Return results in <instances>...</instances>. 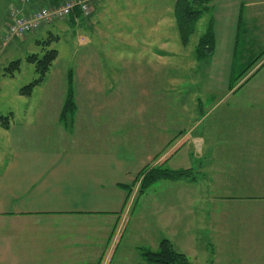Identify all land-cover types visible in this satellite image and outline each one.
Returning <instances> with one entry per match:
<instances>
[{"label": "crops", "instance_id": "obj_1", "mask_svg": "<svg viewBox=\"0 0 264 264\" xmlns=\"http://www.w3.org/2000/svg\"><path fill=\"white\" fill-rule=\"evenodd\" d=\"M60 1L0 0V28L7 27L9 7L12 5L29 15L42 5H58ZM247 1L245 5L253 10L245 19L247 24L250 21L248 36L252 34L255 16H261V20L264 18V0ZM103 2L101 0L100 4ZM142 3L137 1V9ZM97 8L91 14L93 24H89L90 16H84L86 26L97 25L101 16L96 15L97 11L100 13ZM133 13L144 14L140 19L137 17V21L153 18L150 10ZM73 17L70 18L72 22L82 24L81 16L76 14ZM240 22H243L242 18ZM156 27L153 23L154 30L150 28L148 34L141 32L138 37H156L152 32L157 31ZM0 30L1 36L3 31ZM90 32L92 36L97 34L93 29ZM25 36L21 38L28 39L29 36ZM141 43L143 41L139 45ZM137 49L125 48L128 53ZM87 65L86 68L91 69L87 80L91 83L99 78L97 69L107 70V80L113 76L110 72L112 68L115 74L120 73L118 78L124 81L125 73L121 71L138 66L137 62L110 65L108 62H91ZM101 75H104L103 71ZM110 81L114 83L113 79ZM108 91L115 90L111 88ZM66 95L67 87L63 94L48 91L45 99L51 103L43 106L45 108L11 111L9 127L0 123V264H149L143 248L157 251L160 241L166 238H161L158 245L156 241L154 248L150 247L149 242L155 236L158 224L136 223V239L126 237L130 228L127 222L143 172L161 163L157 153V110L126 112L106 104L97 108L77 106L73 120L65 123L61 100L65 101ZM230 96L234 100L238 97L237 93ZM247 97L244 99L246 104H236L235 108L243 115L239 113L229 121L232 135L236 133L234 137L231 135L230 140L209 145V127L204 113L198 117L197 126L188 129L187 134L181 133V138L176 141L192 136L197 127L203 126L207 130L196 131L198 140H203L197 158L198 177L181 180L185 185L183 189L192 192V197L190 193L186 197L192 199L169 202L185 209L193 206L196 214L198 224H180L182 228L177 230L178 221H183L179 216L177 224H171L177 230L173 233L175 237L168 238L177 250L184 252L180 248L185 246L193 248L191 250L196 258L201 256L194 260L193 255H187L192 264L196 261L200 264H264V218L258 216V212L264 213V210L247 208L250 215L244 218H252L255 224H234V218L231 224H212L211 221V215L224 211L222 206L213 205L216 198L264 196V193H258L261 190H257L264 186L261 184L264 183V95ZM100 100L108 99L102 97ZM136 115L147 118L144 125H140L144 130L140 128L138 134L137 122L127 120V117ZM143 132L144 140L141 136ZM57 133H61L62 137ZM165 141L170 143L169 147L175 144L173 139L166 138ZM223 147L229 151L215 152L213 156L212 150ZM190 158L196 159L193 154ZM189 168L194 169H183ZM220 174L228 181L227 184L213 189L204 187L205 182L219 181ZM199 180L204 183H197ZM164 185L167 187L169 183ZM154 186H157L156 183L151 189ZM151 189L149 194L155 190ZM211 191H215L214 196L208 194ZM207 203L211 209L208 213L202 207ZM175 240L183 241L179 245Z\"/></svg>", "mask_w": 264, "mask_h": 264}, {"label": "rangeland", "instance_id": "obj_2", "mask_svg": "<svg viewBox=\"0 0 264 264\" xmlns=\"http://www.w3.org/2000/svg\"><path fill=\"white\" fill-rule=\"evenodd\" d=\"M87 1L93 8L91 14L95 13L97 7L100 9V13L98 11L96 13L98 16L101 14L96 26H86L84 23V16H90L89 24H93V15L81 14V25L75 24L68 18L58 19L44 24L37 35L35 33L26 34L25 37L29 36L28 39L8 38L4 33L5 26L0 28L3 31L0 36V116H10L11 111L45 108L43 106L51 103L45 99L48 91L58 94L65 93L68 86L67 74L70 70L73 71V85L74 88L76 87L75 98H77L75 101L79 108H97L106 104L111 108L126 110V112L137 109L147 112L157 110V153L161 159V163L158 165L162 164L164 168L175 170L194 167V169L192 168L193 172H196V177H198L197 158H199L203 140L200 138L198 140L196 131L205 132L206 128L197 127L192 136L189 135L188 138L177 143L176 141L181 138V133H186L188 129H194L197 126L198 117L203 116L204 113L206 125L210 129H207L209 145L214 146V142L224 139H227L225 141L230 140L233 128L229 121L241 113V111L238 113L235 110L236 104L240 106L246 104L247 101L244 99H248V95H264V66H262L264 62V18L261 20V16H255L252 34L247 36L249 34L247 31H251V28L250 21L248 20L249 24H247L245 19L250 11H253L248 5H245L248 1L213 0L211 11L202 17L197 32L191 37L189 44L183 45L174 17L175 0H139L143 1L140 9H137L138 0H102L104 2L101 4V0ZM64 2L65 0H61L60 4ZM60 4L47 3L40 6L39 9ZM259 8H262V4H259ZM137 10H150L153 12V18L137 21V17L144 15H141L142 13L134 14L133 12ZM209 18L213 22L214 49L205 59L197 60L195 59V48L199 37L206 31ZM241 18L243 19V28L239 44L240 56L234 61ZM137 23L138 27H136ZM153 23L156 24L157 31H152L154 30ZM150 28H153L151 31L156 37L149 38L147 36L144 39L141 38L142 36L138 37L141 32L148 34ZM92 29L97 34L92 36L90 32ZM49 38H52V42L48 46L43 41ZM38 41L43 43L38 44ZM141 41L143 43L139 45ZM127 47L132 48V51L138 49L128 53L125 50ZM47 48L57 49L58 57L53 62L45 81L34 88L32 97L18 94L21 87L29 84L38 76L35 64L27 61L26 57L31 54L43 56ZM17 59L22 61L21 68L14 76H9L6 68ZM91 62H108L109 65L110 63L137 62L138 66L135 69L130 67V69L121 71L125 73L124 81L118 78L120 73L115 74L111 68L110 72L113 76L109 79L114 80L113 84L111 81L109 82V79L105 80L107 70L97 69L99 78L102 76L101 71L104 72L103 78H95L91 83L87 80L91 69L86 68L87 64ZM251 62L253 63L251 64ZM249 66L250 69L247 70L246 68ZM51 82H53L52 85ZM111 88L115 91L109 92L108 90ZM233 93L238 95L235 100L230 96ZM102 97L108 100H100ZM220 99L223 101L220 102ZM61 102L62 108H64L66 101L61 100ZM138 115L127 117V120L137 122L136 134L144 125V119H147L143 116L138 117ZM241 115L243 114L241 113ZM141 130L143 131L144 128ZM235 134L232 136L234 137ZM56 135L62 137L61 133ZM141 136L144 140L145 133H141ZM166 138L174 140V148L170 149L173 145L169 147L170 143L165 141ZM220 149L212 150L214 151L213 156L215 152L219 154L229 151L224 147ZM191 154L196 158L195 160L190 158ZM166 161L167 164H165ZM221 174L217 182L204 183L199 180L197 183H204L206 188H220L228 182ZM181 180L158 181L157 186L153 187L155 190L149 187L142 191L139 185L135 203L127 222L130 224L127 239H136L134 234L137 232L136 223L158 224L154 231L157 236L155 234L149 242L151 243L150 247L154 248V243L157 241L158 245L161 238H172L173 233L182 228L180 224H198L193 206L190 209L187 206L185 209L175 205V202L169 203L177 199L181 200V198L184 201H189L192 197L191 191L183 189L185 185ZM168 183L169 185L165 187L164 184ZM150 189L154 192L149 194ZM257 190H261L258 193H264V186H260ZM188 193H190V198L186 197ZM208 194L214 196L215 191ZM210 198L207 197V199ZM213 201H215L213 205L222 206L224 211H217L211 215L212 224H231L233 218L234 224H255L252 218H244L247 214L250 215L247 213V208L255 207L257 210H264V196L255 198L222 197ZM199 207L200 205L197 210ZM202 207L206 213L211 210L209 203ZM179 216L183 218V221L179 220L177 224ZM218 216H222V218L219 219ZM258 216L264 218V213L258 212ZM171 224H177V230ZM175 241L180 245V241L183 240ZM183 247L180 249L186 251L187 255H193L191 250L193 248ZM192 257L195 260L200 259L201 256L196 258L193 255Z\"/></svg>", "mask_w": 264, "mask_h": 264}, {"label": "trees", "instance_id": "obj_3", "mask_svg": "<svg viewBox=\"0 0 264 264\" xmlns=\"http://www.w3.org/2000/svg\"><path fill=\"white\" fill-rule=\"evenodd\" d=\"M212 2L213 0H175L174 17L176 20L177 29L179 31L180 40L183 45L189 44L191 37L197 32V27L200 20L205 14L211 11ZM76 14L78 16H81L82 18L83 13L81 9L77 6L73 9L72 13L67 18L70 19L73 16H76ZM242 28L243 22H240L239 34L236 40L235 61L240 56L238 46L240 44ZM212 30L213 22L212 19L209 18L206 31L199 37L198 44L196 45L195 59L203 60L206 58L207 55H210L212 53L214 49V34ZM17 37L20 36H13V39ZM43 42H45L49 46L52 42V38H49ZM43 42L38 41V44H41ZM57 57L58 50L55 48H47L43 56H39V54H31L26 57L27 61L35 64L38 76L32 82L19 89L20 95L31 96L33 94L34 88L45 81L47 74L49 73L53 62L56 60ZM253 62H251V64ZM21 63V59L12 61L6 68V71L8 72L6 73L9 76H14L16 72L20 70ZM262 66H264V62L262 63ZM246 69L249 70L250 66ZM67 78V97L62 112V118L64 119L65 123L68 122V120H73L74 111L77 108V104L75 101V88L73 85V71H68ZM10 119L11 114L10 116L1 115L0 123L3 126L9 127ZM163 166L164 165L162 164L158 166H153L151 168H147L143 172V176L140 181V187L142 191L146 190L147 188L151 187V185L161 180L178 181L181 179L188 178H190L191 180L196 179V172H193L192 168L174 170L171 168H164ZM143 254L149 264H192L187 254L177 250L171 240L168 238H163L160 241L159 249L157 251H153L149 248H143Z\"/></svg>", "mask_w": 264, "mask_h": 264}, {"label": "built area", "instance_id": "obj_4", "mask_svg": "<svg viewBox=\"0 0 264 264\" xmlns=\"http://www.w3.org/2000/svg\"><path fill=\"white\" fill-rule=\"evenodd\" d=\"M76 6L81 9L84 15H89L93 12V8L87 0H65L59 6L38 8L29 15L23 14L12 5L9 10L11 21L7 24L5 34L10 38L35 33L44 24L69 17Z\"/></svg>", "mask_w": 264, "mask_h": 264}]
</instances>
